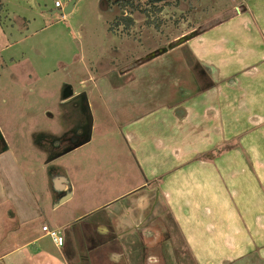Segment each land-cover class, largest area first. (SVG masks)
Listing matches in <instances>:
<instances>
[{
    "label": "rangeland",
    "instance_id": "1",
    "mask_svg": "<svg viewBox=\"0 0 264 264\" xmlns=\"http://www.w3.org/2000/svg\"><path fill=\"white\" fill-rule=\"evenodd\" d=\"M0 2V153L9 146L7 157L13 155L37 194L45 210L40 224L57 227L67 220L60 231L63 238L67 229L73 232L76 250L84 233L95 246L112 237L116 244L110 227L120 222L113 220L128 217L127 208L139 212L138 199L145 197L148 205L157 202L152 223L162 227L121 238L126 252L118 253H127L134 264H264V78L259 72L244 87L239 82L250 61L249 55L241 60L245 42H254L248 43L251 56L264 47L263 36L262 47L255 41L256 27L264 24V0H166L159 28L136 11L129 32L123 26L109 31L122 12L112 0H76L68 13H60L55 0ZM162 47L167 50L142 60ZM258 60L261 68L263 59ZM198 62L216 80L207 90L213 96L196 93L198 86L208 87L198 76ZM67 87L73 95L86 94L91 129L84 100L64 99ZM190 94L184 104L190 119L178 121L181 128L192 127L186 134L172 127L167 109L159 111L165 119L135 124L147 108ZM212 111L213 120L207 114ZM152 126L165 134L169 147L199 150L178 154L160 178L145 177L136 146L144 147L147 139L151 144ZM140 131L142 137L133 133ZM87 136L89 141L71 149ZM172 153L162 156L164 162ZM181 167L185 197L151 199L154 187L174 190V182L162 183V176L171 179L170 172ZM60 174L74 185L73 196L53 210L52 178ZM4 213L0 208V238L7 228Z\"/></svg>",
    "mask_w": 264,
    "mask_h": 264
},
{
    "label": "crops",
    "instance_id": "2",
    "mask_svg": "<svg viewBox=\"0 0 264 264\" xmlns=\"http://www.w3.org/2000/svg\"><path fill=\"white\" fill-rule=\"evenodd\" d=\"M260 7V5H259ZM249 8V6H248ZM4 9V8H3ZM2 9V10H3ZM259 9V8H258ZM256 27V35L258 36L256 43H258L257 47L261 43V37H264V24L262 26ZM245 34L248 36L246 37L247 40H249V35L247 34V31ZM254 43L253 41H246L245 46L246 50L244 49V52L241 51V60L245 59L247 55H249L250 61L249 63H245V69L243 73L244 76L239 79L240 85L244 83L245 80H250L252 77L251 75H256L259 78V72H261L262 78H264V47L259 51V49H256V52L252 53V56L249 54L248 50V43ZM11 45V42L8 43ZM211 58V57H209ZM258 59H263L261 63V68L258 67L260 65V62L258 63ZM253 62L255 65H252ZM199 69L203 70L206 73L207 81H201L203 83L204 87L207 89H202L197 84V90H199L196 93H210L212 90L208 92L209 88H212L213 85L215 86L216 80H214L209 72V70L203 67L205 66L204 62H198ZM243 66V65H242ZM202 67V68H201ZM207 67V66H205ZM246 70V71H245ZM247 74V75H246ZM246 75V76H245ZM238 83V82H236ZM111 88L114 89H120V85H112L109 84ZM241 87V88H242ZM213 89V88H212ZM195 93V94H196ZM257 93L260 94L259 89ZM256 93V94H257ZM264 93V92H263ZM212 96L214 94L210 93ZM255 94V95H256ZM194 94H190L186 96V99L183 98L182 100H175L172 101L170 104H166L165 106H156L155 108H147V110L144 111L142 115H139L135 118L134 122L135 124H138L140 126L141 122H145V124L152 125L154 119H165V115L163 112L164 109L169 110L170 113H168V116H170L172 119V127L177 129L178 126L180 128V134H186L187 131L192 128L188 123L186 126L183 124L182 128L179 125L178 121H187V119H190L189 114H191L187 109H185V103L188 101L189 98H191ZM260 96H262L260 94ZM258 97L255 99V101L258 100ZM113 100V99H111ZM149 100H147V104H149ZM188 106V105H187ZM189 108V107H188ZM195 112L193 108H190ZM172 110V111H171ZM179 110H184V112H179ZM163 111V112H159ZM210 114L212 117V120L214 119L213 116L217 117V115L212 113ZM189 116V117H188ZM209 117V119H210ZM131 124V123H130ZM144 125V123H143ZM145 127V125L143 126ZM147 127L149 131L147 132V137L150 136L153 138V141L151 140V144L148 143L147 139V145L142 147L143 143L138 144L136 148L140 147V151H138V163L140 165V168L142 169V173L145 177L149 176H160L159 173L164 168V166L168 167L171 163V166L175 162H178V154H182L186 151H193V150H199V148H189L183 147L185 146L178 143V145L174 144L171 147L168 146V143L166 141L165 134H162V132L159 129H156L155 127ZM161 129V127H159ZM141 129V128H139ZM141 130H144L141 129ZM216 133V129H213ZM135 136L142 137L143 131H140V134L138 132H133ZM179 135V134H177ZM220 136V133L214 135V137ZM164 136V137H163ZM86 139V138H85ZM84 139V140H85ZM83 140V141H84ZM81 142H76L73 144V147L71 149L76 148L75 146H80L79 144ZM178 142V138L176 136L175 142ZM222 145L221 140L217 142ZM84 144V143H83ZM154 144V145H153ZM82 145V144H81ZM190 146H193L194 144H189ZM210 147V145L208 146ZM70 149V150H71ZM3 151V154L0 153V208L4 209V215L6 217L5 224H6V230L5 233L0 238V264H84V258H86V264H122L121 261H123V264H134V260H131L127 253L123 255L122 253H118V249L121 248V250H124L122 247V242L120 243V240L122 237L127 236L132 231H139L143 230L144 233L151 235L153 232H159L161 225H157L156 230L154 228L152 230L147 228V226L152 225L155 226L154 223H152L153 220V213L155 210V206L157 202H154L153 205V213L149 220L151 219V223L147 224L149 220H147V214L143 212L142 209V203L146 202L147 199L145 197H142L138 199V211L133 209H126V212H128L127 216H116V218L113 220L114 222H120L118 226L110 227V230H113V234L117 232L116 244H115V237H112L111 239L107 240V243L105 245L97 244L95 246L93 244V240H90L88 238L87 234H82L80 237V242L83 241L82 246L76 250L73 246L74 242V234L71 230L67 229L65 235L63 238V243L59 245L53 237L48 235L46 232L42 230V226L47 224L49 227L57 229L59 232V235L63 236V233L60 231L67 223V220H62L63 225L59 224L57 227L52 226L51 224L47 222H43L40 224V221L45 217V210L42 207L39 198L37 197V194L33 191L32 187L30 186L29 182L27 181V178L21 171L20 167L16 165L15 158L10 156L11 159H9L8 152L9 146L1 149ZM6 150V151H5ZM1 151V152H2ZM172 156L167 161L164 162V159H162V156L167 158V152H171ZM136 152V151H135ZM158 156L160 157V160L158 159ZM184 169L181 167L180 169L176 168L175 170H172L170 172L171 179H168L167 175L162 176V183H171L174 185L172 186L174 189L173 191L164 192L160 187H154L153 189H150V192H154V198H151L155 201H158L160 198L167 199L166 197H173L176 198L175 195L179 194L181 197H185L184 192L181 190V185L183 183L182 176ZM160 178V177H159ZM172 180V181H171ZM52 186L56 192V199L53 204V210H56L60 206L65 205L67 202L71 200V197L73 196V193L71 191L72 187L74 186L72 182L63 174L55 175L52 178ZM132 189H129L127 191H124L121 195L130 192ZM191 193H188L189 195H192V197H195L197 194L194 193V191H190ZM187 195V194H186ZM183 197V198H184ZM49 198H51L49 196ZM177 200V199H176ZM152 205V203H151ZM136 207V206H135ZM179 207V206H178ZM177 207V208H178ZM198 210V209H197ZM132 212V213H131ZM199 213V210L197 211ZM197 213V214H198ZM172 214V213H171ZM219 213V215H221ZM135 216V217H134ZM174 215H172L173 217ZM176 216V215H175ZM174 216V217H175ZM124 217L126 220H124ZM177 219V220H176ZM61 220V219H60ZM175 220L178 222L177 216L175 217ZM217 222V221H216ZM113 224V222H111ZM165 225V223H164ZM163 225V227H164ZM215 225V220H214ZM180 227V226H179ZM166 228V227H165ZM108 229V228H107ZM109 230V229H108ZM82 233V232H81ZM87 233V232H86ZM80 234V232H79ZM81 235V234H80ZM119 241V243H118ZM95 246V247H94ZM125 251V250H124ZM126 252V251H125ZM78 257V259H77ZM83 259V261H82ZM146 261V260H145ZM147 264V262H145Z\"/></svg>",
    "mask_w": 264,
    "mask_h": 264
},
{
    "label": "trees",
    "instance_id": "3",
    "mask_svg": "<svg viewBox=\"0 0 264 264\" xmlns=\"http://www.w3.org/2000/svg\"><path fill=\"white\" fill-rule=\"evenodd\" d=\"M112 4L118 6L122 12L118 14L109 24V31L116 32L119 26H123L125 32H129L134 25L133 14L138 11L145 16L146 24H155L159 28L163 22L159 15L162 13L166 0H112ZM3 3L0 2V13Z\"/></svg>",
    "mask_w": 264,
    "mask_h": 264
},
{
    "label": "flooded vegetation",
    "instance_id": "4",
    "mask_svg": "<svg viewBox=\"0 0 264 264\" xmlns=\"http://www.w3.org/2000/svg\"><path fill=\"white\" fill-rule=\"evenodd\" d=\"M198 71V76H199V78H200V80L201 81H207V76H206V73L203 71V70H201V69H199V70H197ZM70 92H71V89L69 88V87H67L66 89H65V91H64V94H66V95H69L70 94ZM77 95H79L78 97H80L82 100H85V97H86V94L84 93V92H78V93H76L75 95H73V94H70L69 96H66L64 99H66V100H69V99H71V98H73V97H75V96H77ZM77 98V97H76ZM2 136V135H1ZM0 136V142L1 143H4V139H3V137H1ZM76 143V142H75ZM155 203L154 202H152V205H148V203H142V209H143V212H144V214H145V212H146V214H147V220H149V218L151 217V215H152V213H153V211H152V207H153V205H154ZM135 217V216H134ZM149 227V229L150 230H152L153 228H154V230H156V227L155 226H152V225H149V226H147V228ZM155 244V243H154ZM153 244V245H154ZM176 263H178L177 262V259H176Z\"/></svg>",
    "mask_w": 264,
    "mask_h": 264
},
{
    "label": "water",
    "instance_id": "5",
    "mask_svg": "<svg viewBox=\"0 0 264 264\" xmlns=\"http://www.w3.org/2000/svg\"><path fill=\"white\" fill-rule=\"evenodd\" d=\"M75 1H76V0H70V1L64 6L63 9L58 10V11H59L60 13H68V12H70V11L73 9V5H74ZM166 50H167L166 47L158 48L157 50L150 52L148 55H146L144 58H142V60H144V59H151V58L155 57L157 54L163 53V52H165ZM70 94H72V90H71ZM70 94H69V95H70ZM84 105H85V109H86V111L88 112V116H89V129H91V126H92V115H91V113H90L89 102H88V100H87L86 97H85V100H84ZM89 139H90V136H87V138H86L82 143H80L79 145H81V144H83V143L89 141ZM75 147H77V145H76Z\"/></svg>",
    "mask_w": 264,
    "mask_h": 264
},
{
    "label": "built area",
    "instance_id": "6",
    "mask_svg": "<svg viewBox=\"0 0 264 264\" xmlns=\"http://www.w3.org/2000/svg\"><path fill=\"white\" fill-rule=\"evenodd\" d=\"M70 0H55V7L57 8H64V6L69 2ZM42 230L46 232L48 235L54 238V240L61 245L63 243V236L59 235V232L57 229L49 227L47 224L42 226Z\"/></svg>",
    "mask_w": 264,
    "mask_h": 264
}]
</instances>
